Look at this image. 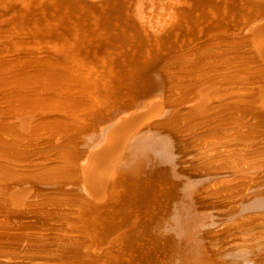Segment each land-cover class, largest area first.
I'll list each match as a JSON object with an SVG mask.
<instances>
[{
    "label": "bare ground",
    "instance_id": "bare-ground-1",
    "mask_svg": "<svg viewBox=\"0 0 264 264\" xmlns=\"http://www.w3.org/2000/svg\"><path fill=\"white\" fill-rule=\"evenodd\" d=\"M19 1L0 0V264H264V0L234 28L126 0L144 40L92 9L67 54L26 43Z\"/></svg>",
    "mask_w": 264,
    "mask_h": 264
},
{
    "label": "rangeland",
    "instance_id": "rangeland-1",
    "mask_svg": "<svg viewBox=\"0 0 264 264\" xmlns=\"http://www.w3.org/2000/svg\"><path fill=\"white\" fill-rule=\"evenodd\" d=\"M18 1H19V0H18ZM22 1H23V2H22ZM32 1H34V0H31V1H30V0H21V1H19V2H21V3L18 2L19 4H17V2H15L13 15H14V13L17 12V10H18L19 8H20L21 11H22V9H24L23 7L21 8L20 5L24 6V5L27 4V5H26L27 8H25V10H26V15H25V11H24V10H23L24 12L22 11L23 14H22L21 11L19 10V12L21 13V15H23V17H24V16L26 17V21L24 22L25 25H23L24 28L28 29L29 31L31 30L30 33L33 34V35L30 34L31 36H30V35L27 36V39H28L29 41H26V43H28V42H33V40H34V41H35V40H36V41L38 40L37 43H38V42H39V43H38V44H35V45H37V47H38L39 45L41 46V44H44L47 48L51 47V49L53 48V49H56L57 51H61V52H63V53L66 52V54H67V51L69 50V48H68V46H67L68 44L65 43V42H66V40H68V39H66V40H65V39L63 40V39H62V40L58 41V40L56 39V37L59 36V35L61 36V34H62L61 37H64V38H66L65 36L68 37V35H67V28H68V26H69V28L72 26L70 29H73L74 26H76V25H77V26L80 25V23H82L84 20H86V21H88V22H91L92 24H96V22L99 23V20H101L102 18H103V19H102L103 22H104V20H105V23H107V21H108L109 24H111V25H112V23H113L114 21H116L118 24L113 23V25H115V26H114L115 29L113 28V31H115V30H116V31H120V32L122 31V32L126 35L125 37H127V38H131V37H134V36L136 37L137 35L140 36V37H138L137 39H141V40L146 39V37H144V36H148V37L151 36L150 38H156V37H158V36L153 37V35H154V36L156 35L155 32H151V33H153V34L150 33L149 30H152V27H151V28H145V26L141 23V24L143 25V27H142V25L140 24V22L137 20L136 12H134V11H135V10H134L135 6H133V5H134V2H133L134 0H133V1H129V0H127L128 3H133V5L129 4L130 6L128 5V3L124 4L125 2H127L126 0H123L124 2L121 1V0H119V2L123 3L124 5L121 4V3H117L118 1L116 2L115 0H113V1L108 0V2H107L106 0H93V1H91V0H87L88 2L85 1V0H77V1H76V0H74V1L71 0L70 2H69V0H59V2H60V1L62 2V3H61L62 6H60L61 4H60L57 0H55V1H53V2H52V0H44V2H45L46 4L43 2V0H39L40 2H38V0H35V1H36L37 3H39L40 5H42V6L44 5V8H43L42 6H40L39 4H37L35 1H34V2H35V4H34V2H32ZM82 1H83V2L85 1L87 4H83ZM95 1L98 2V3L96 2V3H97V7H96V3H95V4L92 3V2H95ZM104 1H105V2H104ZM186 1H187V0H186ZM186 1H184L185 3H183V4H186ZM206 1H207V3H206ZM210 1H211V4L209 3ZM214 1H215V2H214ZM214 1H213V2H214L215 4H216L217 1H218L219 3H218L217 5H215L214 3H212V0H209V2H208V0H205V2H204V0H203V1H202V0H199V1H198V0H197V2H196V0H191L190 2H192V3L195 2L194 4H192V3H190L189 0H188L187 3H188V4H191L192 6H189L188 4H186V5H188L187 7H189V9H191V11H193V12L189 11L188 9H186V5H183L182 3H180L179 5H176V7H177L176 10L178 9V10H177V11H178V13H177V15H178V19H179V18H180V19L178 20L177 17H176V18L174 19L173 24H175L176 22L179 24V22H181V20L184 19L185 14H186L185 12L188 11V12H187L188 15H191V16H193V17H194V16L196 17L195 19L198 20V24L201 23V22H203V21H206V22H207L208 19H209V20H210V19L212 20V19H213L212 17L217 16V13H218V15H219V14H224V15L227 14L226 18H228V19H225V20L223 19L224 22L227 21V20H231V19L233 20V17L235 16V17H237V18L234 17V19H237V20H234L233 22H232V21H229V22H230L229 24L234 28L235 26H233V24L236 25V26H238V24H239V25L241 26L242 24L240 23V20H242V19L244 20L245 18H247V16L251 19V18H252V15H253L256 11H257V12H258V11H263V10H261V9L258 10L257 8H260L261 5H258V4L256 5V3L253 2V1L250 2V1H246V0H243V1H242V0H239V1H237V0L235 1V0H234V1H235V2L233 1V5H234V6H232V5H228V4H232V0H231V1H230V0H224L225 2H223V0H221V1H220V0H217V1L214 0ZM240 1H242V2H240ZM42 2H43L44 4H43ZM49 2H51V3H49ZM63 2H64V3H63ZM65 2H66V3H65ZM72 2L77 3V4L79 5L78 7H79L80 9L77 7V4L74 5V3L72 4ZM99 2H101V4H100ZM106 2H107L108 4H110V5L106 4ZM112 2H113V5H114V6L111 4ZM114 2H115V3H114ZM202 2H203L204 4H203ZM22 3H23L24 5H23ZM28 3H30V4L33 3V7H32V5H30V4H28ZM47 3H48L49 5H51V7H48L49 5L47 6ZM54 3H55V4H54ZM67 3H68V4H67ZM79 3H82V4H79ZM116 3H117V4H116ZM234 3L237 4L238 6H235ZM238 3H240V7H241V8L239 7V4H238ZM16 4H17V6H19V7H17ZM36 4H37V5H36ZM57 4H58V5H57ZM69 4L72 5V7H68V6H70ZM89 4H90V5L92 4V5L89 6ZM118 4H119V5H118ZM135 4H136V3H135ZM181 4H182V5H181ZM200 4H201V5H200ZM213 4H214L215 6H214ZM241 4H242L243 6H245V9H247V10H245L244 7H243ZM244 4H245V5H244ZM247 4H248V6H250L249 8H251L252 10L249 9V8H247V7H248ZM34 5H36L37 7H39V9H34V8H37V7L34 6ZM38 5H39V6H38ZM53 5H54V6H53ZM65 5H66V9H67L68 11L65 10V8L63 7V6H65ZM83 5H85L86 8H85ZM86 5H87V6H86ZM94 5H95V6H94ZM100 5H101V6H100ZM105 5H106L107 7H106ZM116 5H117V6H116ZM121 5H123L124 7H123V6H122L123 8L119 7V6H121ZM125 5H126V6H125ZM127 5H128V7H127ZM193 5H195V9H194V6H193ZM197 5H198V7H196ZM219 5H220V6H219ZM222 5H223V8H222ZM225 5H226L227 7L229 6L228 9H227V7H226ZM46 6H47V9L45 8ZM52 6H53V7H52ZM57 6H58L60 9H59ZM81 6H82V7H81ZM98 6L100 7V9H96V8H99ZM108 6H109V7H108ZM110 6H111L114 10H113ZM132 6H133L134 8H133ZM184 6H185V7H184ZM203 6H205V7L203 8ZM216 6H218V7H216ZM252 6H254V7H252ZM24 7H25V6H24ZM29 7H30V8H29ZM41 7H42V8H41ZM62 7H63V9H61ZM83 7L85 8V10H86V12H87L86 14H85L84 12L81 11V9L83 10ZM87 7H88V9H87ZM95 7H96V8H95ZM101 7H102V8H101ZM118 7H119V8H118ZM129 7H130V10H129ZM200 7H201V8H200ZM206 7L209 8V9L211 8L212 10L214 9L215 11H214V10L212 11L211 9L208 11V9H207ZM236 7H237V8H236ZM262 7H264V6H262ZM16 8H17V9H16ZM48 8L50 9V11H49L50 13L47 11V10H49ZM52 8H53V9H52ZM70 8H71V9H70ZM103 8H105L104 10H108V11H110V13H111V12H112V13H111L110 15H108V14H109L108 11H106V12H107V13H106L104 10H101V9H103ZM116 8H118L121 12H120L118 9H116ZM120 8H121V9H120ZM127 8H128V9H127ZM184 8H185V9H184ZM199 8H200V9H199ZM202 8H203V9H202ZM225 8H226V9H225ZM230 8H231L232 10H230ZM238 8H239V9H238ZM42 9H43V10H42ZM45 9H46V10H45ZM57 9H59V10L57 11ZM72 9H73L74 12L72 11ZM77 9H78V10H77ZM90 9H91V11H89ZM92 9L95 10V13L99 10L98 12L101 13V14H99V13H97V14H98L99 16L102 15V17L100 16V17H101V18H100V17H98V15L96 14L95 16H96L97 18H95V16H94V12H93L94 10H92ZM110 9H112V10H110ZM115 9H116V10H115ZM201 9H202V10H201ZM221 9H223V10L225 9V11H223V13H222V10H221ZM234 9H235V10L238 9L237 11H240V12H237V11H235ZM240 9H241V10H240ZM242 9H243V10H242ZM27 10H28V11L30 10L29 13H30V12H31V13L29 14V13L27 12ZM33 10H34V11H33ZM40 10H41V12H40ZM64 10H65V11H64ZM87 10H88V11H87ZM123 10H124V11H123ZM127 10H129V13H130L132 10H134L133 12H134L135 14H133V13H132L133 15H132L131 13L129 14L128 12H126ZM183 10H185V12H184ZM186 10H187V11H186ZM204 10H205V13H207V12L210 13V14H206L207 17H204V16H206L205 13H204ZM217 10H218V11H217ZM248 10H249L250 12H249ZM1 11H2V9H1ZM1 11H0V12H1ZM35 11H36V12H35ZM45 11H46V12H45ZM51 11H52V12H51ZM60 11H61V12H60ZM63 11H64V12H63ZM79 11H80L81 13H79ZM83 11H84V10H83ZM102 11H103V12H102ZM114 11H115V12H114ZM117 11H119L120 13L117 14ZM122 11H123V13L126 12V15H127V16L130 15V19H129V16L126 17L125 13H124L125 17L122 16ZM179 11H180V14H179ZM181 11H182V14H184V15H181ZM228 11H229L230 14L228 13ZM241 11H242V12H241ZM19 12H18V13H19ZM34 12H35V13H34ZM38 12H39V13H38ZM53 12H54L55 15H52ZM55 12H56V13H55ZM59 12H60V13H59ZM69 12H71L70 14L75 15V17H76V18H75L76 21H75V19L72 17V15H69ZM89 12H90V13L92 12L93 15H92V13L89 15ZM190 12H191V13H190ZM194 12H195V13H194ZM199 12H201L200 14H201L202 16H199V15H200ZM215 12H216V14H215ZM226 12H227V13H226ZM243 12H244V16H243V14H241V13H243ZM257 12H256V13H257ZM18 13H17V14H18ZM45 13H47V15H49V16L45 15ZM61 13L64 14V15H62ZM75 13H77V16H80V17H77ZM82 13H83V14H82ZM113 13L116 14L117 16H118V15H119V16H122V18L119 20L120 17H117L116 15H113ZM192 13H193L194 15H193ZM211 13H212V15H211ZM213 13H214V14H213ZM245 13H247V14H245ZM249 13H251L252 15L249 14ZM28 14H29L30 16L33 15V14H35L36 16H35V17H33V16L29 17ZM40 14H41L43 17H42ZM50 14H51V15H50ZM56 14H57V15H56ZM81 14H82V15H81ZM87 14H88L89 16H88ZM104 14H105V15H104ZM187 14H186V15H187ZM195 14H196V15H195ZM198 14H199V15H198ZM231 14L234 15V16H232ZM38 15H39L40 17H39ZM65 15H66V16H65ZM91 15H92V16H91ZM134 15H135V17H134ZM177 15H176V16H177ZM239 15H240V16H239ZM246 15H247V16H246ZM61 16L63 17L62 20L60 19ZM83 16H85V17L82 18ZM87 16H88V17H87ZM104 16H105V18H104ZM111 16H112L113 18H112ZM115 16H116L117 18H116ZM211 16H212V17H211ZM23 17H22V18H23ZM25 17H24V18H25ZM27 17L30 18V19H28ZM32 17H33V18H32ZM36 17H37V18H36ZM38 17H39L40 19L43 18V19H41L42 21H43L44 18H45V20H44V21H45V24L43 23L44 21L42 22V21L40 20V22L43 24V25H42V24L38 21ZM48 17H49V18H48ZM51 17H52V18H51ZM54 17H55V18H54ZM59 17H60V18H59ZM86 17H87V18L92 17V18L86 19ZM114 17H115V18H114ZM208 17H209V18H208ZM35 18H36L37 20H36ZM57 18H59V19L56 20ZM64 18H65V19H64ZM69 18H71V19H69ZM72 18H73V19H72ZM77 18H78V19H77ZM98 18H100V19L98 20ZM107 18H109L111 21H110L109 19H107ZM134 18H135V19H134ZM186 18H187V17H186ZM191 18H192V17H191ZM202 18H204V19L201 21ZM224 18H225V16H224ZM31 19H32V20H31ZM49 19H51V21H50ZM81 19H82L83 21H82ZM91 19H93V21L95 20V21H94L95 23H94ZM116 19H117L119 22H118ZM127 19H128L129 21H132V22L134 23V25H135L134 27H135V28L133 27V24H132V26H131V23H132V22L129 24V21H128ZM132 19H133V20H132ZM206 19H207V20H206ZM28 20H29V21H28ZM55 20H56V21H55ZM63 20H64L65 22H64ZM106 20H107V21H106ZM123 20L128 21L129 26H130L131 28L133 27L132 29L136 30V32H135L134 30H133L134 32H131L132 29H131L130 27H128V24H127V25L125 24V23H127V22H122ZM135 20H136V21H135ZM211 20H210V21H211ZM31 21H32V22H35V24H37V27L34 26L35 24H33ZM57 21H59V23H60V21H61V23L58 25V24H57ZM67 21H69V22H67ZM74 21H75L77 24H75ZM175 21H176V22H175ZM210 21H208V22H210ZM238 21H239V23H238ZM48 22H50V23L48 24ZM54 22H55L58 26H63L64 28H63V27H57V25L53 24ZM78 22H79V23H78ZM136 22H138V24H137ZM39 23L43 26V28L45 29V31H44V29H42V26H41V28H40V26H39L40 24H39ZM64 23H66V24H64ZM120 23H121V24H120ZM123 23H124L125 25H124ZM135 23H136V24H135ZM177 23H176V24H177ZM225 23H226V22H225ZM38 24H39V25H38ZM51 24H52V26H51ZM68 24H69V25H68ZM44 25H46V28H45ZM113 25H112V26H113ZM117 25H118V26H117ZM137 25H138L139 27H138ZM140 25H141V26H140ZM169 25H170V27H168V28L171 29V28L173 27V25H172V24H169ZM29 26H31V27H29ZM55 26H56L58 29L60 28V30H59V32H58L59 34L56 33L58 30H56L57 28H55ZM66 26H67V27H66ZM120 26H121V27H120ZM125 26H127L128 28L126 29ZM136 26H137V27H136ZM171 26H172V27H171ZM178 26H179V25H178ZM200 26H201V24H200ZM242 26H243V25H242ZM34 27H36V28H34ZM50 27H51V28H50ZM116 27H117V28H116ZM140 27H142V28L139 30ZM32 28H33V29H32ZM61 28H62V30H61ZM119 28H120V30H117V29H119ZM122 28H123V29H122ZM129 28H130L131 30H130ZM143 28H145V29H143ZM64 29H65V32H62V31H64ZM137 29H138L139 32H137ZM142 29H143V30H142ZM146 29H147L148 31H147ZM153 29H154V28H153ZM170 29H169V30H170ZM34 30H37V33H35L36 31H34ZM51 30H53V32H52ZM33 31H34V32H33ZM49 31H50V32H49ZM152 31H154V30H152ZM60 32H62V33H60ZM109 32L112 33L111 31H108V33H109ZM4 33L6 34L7 32H4ZM53 33H54V35L56 34V36H53ZM64 33H65V34H64ZM129 33H130V34H129ZM133 33H134V34H133ZM141 33H142V34H141ZM143 33H145L144 36H142ZM147 33H149V34H151V35H148ZM156 33H157V32H156ZM49 34H51V36H50ZM136 34H137V35H136ZM11 35H12V34H11ZM11 35H10V34L8 35V33H7V36H11ZM37 35H38L39 37H35V36H37ZM133 35H134V36H133ZM29 36H30L31 39L28 38ZM43 36H45L44 38H47L46 40H48V41H46V40L43 38ZM52 36H53V37H52ZM48 37H49V38H48ZM142 37H143V38H142ZM4 38H5V35H4ZM10 38H11V37H10ZM10 38H9V37H6L5 39L9 40V42H11V43H12L13 41H15V37H14L13 35H12V38H11V39H13V40H10ZM50 38H52V39H50ZM32 39H33V40H32ZM40 39H41V40H40ZM43 39H44V40H43ZM55 40H56V41H55ZM17 41H18V40H17ZM36 41H35V42H36ZM62 41H63V42H62ZM64 41H65V42H64ZM45 42H46V43H45ZM48 43H50L51 46H50V44H48ZM53 43H54V44H53ZM55 43H56V45H55ZM12 44H13V43H12ZM16 44H17V45H18V44H19V45H20V44L23 45L22 43H16ZM52 44L54 45V47H55V46H57V47L54 48ZM13 45H14V44H13ZM17 45H14V46H17ZM44 45H43V46H44ZM48 46H49V47H48ZM58 46H60V47H58ZM18 47H21V46H18ZM34 47H35V46H34ZM63 47H64L65 49H64ZM58 48H59V50H58ZM61 48H62V50H61ZM49 49H50V48H49ZM56 50H55V51H56ZM262 51H263V50H262ZM110 59H111V60H112V59L114 60V57L108 56L107 58H105L106 61L108 60V61H107L108 63H109V62H114L113 60L111 61ZM249 253H250V254H249ZM251 253H252V252H248V253H247V254H249V257L252 256ZM250 260H251V259H250ZM253 260H254V259H252V263L254 262ZM255 263H256V262H255ZM255 263H254V264H255Z\"/></svg>",
    "mask_w": 264,
    "mask_h": 264
}]
</instances>
